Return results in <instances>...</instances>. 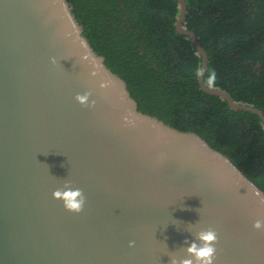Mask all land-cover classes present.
Segmentation results:
<instances>
[{
    "label": "water",
    "instance_id": "water-1",
    "mask_svg": "<svg viewBox=\"0 0 264 264\" xmlns=\"http://www.w3.org/2000/svg\"><path fill=\"white\" fill-rule=\"evenodd\" d=\"M176 1L175 30L205 72ZM197 81L264 127L260 109ZM65 182L83 192L79 213L52 196ZM262 201L201 139L135 110L66 0H0V264H169L209 227L214 264H264Z\"/></svg>",
    "mask_w": 264,
    "mask_h": 264
},
{
    "label": "trees",
    "instance_id": "trees-1",
    "mask_svg": "<svg viewBox=\"0 0 264 264\" xmlns=\"http://www.w3.org/2000/svg\"><path fill=\"white\" fill-rule=\"evenodd\" d=\"M81 33L138 113L193 134L264 195V127L198 85L201 57L175 30L176 0H66ZM185 27L207 55L214 87L264 114V0H185Z\"/></svg>",
    "mask_w": 264,
    "mask_h": 264
},
{
    "label": "clouds",
    "instance_id": "clouds-1",
    "mask_svg": "<svg viewBox=\"0 0 264 264\" xmlns=\"http://www.w3.org/2000/svg\"><path fill=\"white\" fill-rule=\"evenodd\" d=\"M55 63V60H53ZM204 70L198 69L196 71L197 76H203ZM216 79V73L214 70L209 72L206 80L208 87H213ZM89 93L83 95H76L75 100L85 105L88 100ZM63 189H57L52 193L54 199L61 200L63 206L71 212L79 213L84 205L85 197L81 189L73 190L70 186V182H65ZM264 203V201H262ZM253 228L256 230L264 229V219H257L253 223ZM218 242V236L215 229L209 227L207 229L200 230L195 233V238L191 241L185 240L183 243L187 245L184 248V256L179 257L176 255H170L169 264H214L216 260V244ZM133 242H129V246H132Z\"/></svg>",
    "mask_w": 264,
    "mask_h": 264
}]
</instances>
